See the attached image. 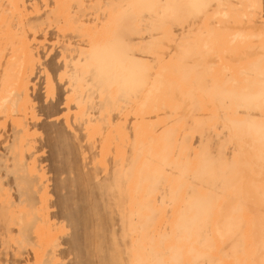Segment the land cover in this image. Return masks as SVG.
<instances>
[{"label": "bare ground", "instance_id": "bare-ground-1", "mask_svg": "<svg viewBox=\"0 0 264 264\" xmlns=\"http://www.w3.org/2000/svg\"><path fill=\"white\" fill-rule=\"evenodd\" d=\"M264 264V0H0V264Z\"/></svg>", "mask_w": 264, "mask_h": 264}, {"label": "rangeland", "instance_id": "rangeland-1", "mask_svg": "<svg viewBox=\"0 0 264 264\" xmlns=\"http://www.w3.org/2000/svg\"><path fill=\"white\" fill-rule=\"evenodd\" d=\"M70 218L75 225L73 246L79 255V263L94 264L91 259V248L88 244L87 224L88 216L82 206L76 211H70Z\"/></svg>", "mask_w": 264, "mask_h": 264}]
</instances>
